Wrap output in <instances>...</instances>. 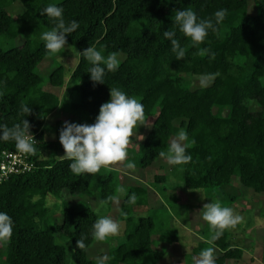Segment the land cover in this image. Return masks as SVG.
<instances>
[{
    "label": "trees",
    "instance_id": "obj_1",
    "mask_svg": "<svg viewBox=\"0 0 264 264\" xmlns=\"http://www.w3.org/2000/svg\"><path fill=\"white\" fill-rule=\"evenodd\" d=\"M14 1L0 0V41L14 40L8 46L0 45V123L11 127L25 118L35 134L36 150L31 170L0 182V211L14 221L11 238L0 239V264H64L66 246L57 243L54 233L71 243L75 264H97V258L88 255L97 213L88 206L64 203L61 221H51L46 197L63 191L96 194L106 205L116 197L118 169L103 166L96 173L78 175L66 156H42L43 150H64L59 142L63 119L55 121L56 138H46V117L63 100L45 89L46 83L61 88L72 85L68 94L80 98L72 100L67 110L70 115H86L79 123L94 122L112 87L137 97L144 105L145 118L154 117L135 160L140 168L151 165L160 152L167 151L176 133L185 130L192 159L173 167L184 188H202L206 194L223 197L235 190L238 181L242 193H251L254 207L264 209V0H19L24 10L13 16L7 6ZM50 3L63 7L66 22H79V28L67 36V42L79 51L95 46L105 56L124 54L116 71L106 70L104 83L90 80L91 64L81 56L68 79L62 64L47 76L39 72L38 64L52 54L41 40L42 32L54 27L42 14ZM180 8H191L199 19L212 18L215 31L209 30L203 42H194L174 22L175 10ZM220 9L226 12L216 22L213 13ZM164 30L176 31L186 52L182 60L176 59ZM216 73L207 86L191 85L192 74ZM22 105L32 111L27 115ZM14 149L13 141H0V158L2 151ZM154 179L166 180L164 174ZM132 193L135 203L128 199ZM155 197L156 191L147 185L128 187L120 201L119 217L131 223L124 240L108 248L107 264H157L166 248H155L153 235L164 242L177 239L168 228L171 219L180 217L187 206L169 203L171 209L175 207L174 216L158 221L155 212L167 211V205L134 219L133 207L149 206ZM229 227L221 230L205 221L204 236H214L216 231L222 234L211 242H200L193 252L216 248L215 264L241 258L242 248L228 241ZM82 236L86 247L78 249L76 240Z\"/></svg>",
    "mask_w": 264,
    "mask_h": 264
},
{
    "label": "clouds",
    "instance_id": "obj_2",
    "mask_svg": "<svg viewBox=\"0 0 264 264\" xmlns=\"http://www.w3.org/2000/svg\"><path fill=\"white\" fill-rule=\"evenodd\" d=\"M226 9L217 10L213 13L216 22H219ZM42 14L47 15L54 27L42 32L41 40L45 48L51 53H58L67 46V36L79 28V22L72 20L66 22L64 9L57 3H50L42 9ZM173 19V18H172ZM174 22L179 30L190 37L194 42H203L209 34V30L215 31L216 24L212 18L199 19L196 12L191 8L175 10ZM163 36L172 45V51L177 60H182L185 49L181 46L180 39L174 30H164ZM205 51H208L205 49ZM77 55L90 62L88 69L90 80L94 83H104L106 70L116 71L121 63L116 52L107 57L101 49L95 46H87ZM214 57V53L211 54ZM216 74L201 76L199 83L207 86ZM110 98L103 102L98 110L94 122L76 123L64 121L59 130V142L64 149V156L71 160L69 167L75 174L96 173L103 166L117 161H125L128 156V145L133 142L130 138L136 136L139 125L147 122L143 103L118 87L110 88ZM21 110L27 115L32 111L29 105H22ZM135 130V131H134ZM137 137V136H136ZM140 140L143 136H139ZM11 140L16 148L22 153H32L35 149V139L30 131L29 122L24 118L21 123L9 127L0 123V141ZM188 133L181 130L176 133L170 142L167 151L160 152L170 165L183 164L191 161L192 156L187 151ZM195 143V141H192ZM128 168H134L135 163L129 161ZM121 189V192H124ZM116 199H119L118 197ZM129 202L135 203L136 195L132 193ZM202 218L211 226L225 229L236 225L241 217L234 214L231 207L222 206L220 202H208L203 205ZM13 218L5 211H0V239H10L13 233ZM120 231V224L109 215H100L91 226V235L97 240H105ZM222 234L216 231L212 239H217ZM57 243L63 241L57 238ZM86 247L85 237L76 240V248ZM108 256L97 257V264H107ZM68 264H75L72 256L68 257ZM196 264H215L214 249L209 247L199 253Z\"/></svg>",
    "mask_w": 264,
    "mask_h": 264
},
{
    "label": "rangeland",
    "instance_id": "obj_3",
    "mask_svg": "<svg viewBox=\"0 0 264 264\" xmlns=\"http://www.w3.org/2000/svg\"><path fill=\"white\" fill-rule=\"evenodd\" d=\"M7 9L13 16H18L24 10V6L19 0H15L9 6H7ZM16 42L20 43L21 38H18ZM12 43H14V40H10V41L5 40L2 42L0 41V45H3V46H8L9 44H12ZM77 51L79 50L76 48V46L67 42V46L65 47V49H62L58 53H52V54H48L47 56H45V58L38 65L39 72L43 76H47L48 73L51 72L52 68H55L58 64H62L64 68V75L66 79H68L70 77V74L73 68L75 67V65L77 64L79 60ZM117 55L120 60H122V58L124 57V54L121 52L117 53ZM201 76H204V75L192 74L189 76L191 79V83H192L191 85L193 87L203 86L199 83V79ZM211 81L209 82V84L211 83ZM46 84L49 85L48 83ZM46 84H44V87H47ZM67 85H69V83L66 84L65 88H61L59 86H54V85L51 86V87H54V89L52 90L60 94L63 100H62L61 105L46 117V120L44 123L46 138H49V139L56 138L55 121L57 118L63 119L64 121L76 122V123H79L80 120H84L86 118L85 114H80L79 116L77 114L76 115L74 114L76 117L72 114L70 115L69 113L70 111L67 110V105L71 103L72 100L78 101L80 98L79 94H74L71 97L70 94L68 93L72 85L71 84L69 86ZM135 98L137 99V97ZM224 113H226V110H224ZM153 119L154 117H148L146 119L147 122L145 124L138 126L136 130L137 137L133 136L130 138L133 142H131L128 145V156H130L129 161L135 163V160L140 156V153H141L140 145L143 142L145 134L150 129ZM139 136H143V139L140 140ZM41 154L42 156H45V157L64 156V150H47V151L43 150ZM110 164L116 165V167L110 166ZM110 164H107L105 166L121 170L118 185L116 187L117 188L116 197L110 205H106L103 201H101L96 196V194H78V193H68V192L63 191L62 194L59 196L48 195L46 197L47 205L49 206L48 213H50L52 217V219H50L51 221L52 220H56L58 222L61 221V209L64 203L65 204H76L80 207L88 206L97 213L98 217L100 215H109L113 219L117 220V222L120 224L119 233L115 235H111L107 237V239L102 240V241L94 239V241L90 244L88 248V255L92 258H97L98 256H104L105 254H107L109 247L115 246L119 242L124 240L125 229L129 226L131 222H127L126 219L119 217V207H120V201L124 197L130 185H141V184H143L144 186L147 185L151 189H154L156 191V194H158L156 202L153 199L151 200L153 202L151 203V205H149L150 209L146 207H142V206H136L135 208L133 207L134 219H137L139 215H146L148 213H151L156 208H161L163 204L167 205V211L163 209V210H158L157 212H155L156 221H158L161 218H167L169 214L174 216L173 212H175V207L171 209V207L168 206L169 203L173 204V199L172 197H170V192H169V188L172 187L174 190L181 191L182 193L184 192L182 199H185L186 197L187 198L186 204L189 205V207L187 208V213H190L191 211H192L191 215L193 212L197 213V211L202 213V211L200 210H202L203 205L210 201L211 202L218 201L221 203L222 206H227V207H229L231 203L232 205L230 207L232 209L233 208L235 209L238 206L245 208L243 214L238 213L237 210L234 212V214L239 215L241 217L240 221L238 222L241 225L246 222H248V224L253 223V227L251 228L252 229L251 232L255 234V236L253 237V240L259 238L261 234L264 235V226L262 224L263 221H260L257 217H254V215L251 214V211L254 208V204L249 195V191L248 193H242L243 188H239L240 186L239 187L237 186V184H239L238 181H235L234 183L235 190H229V192L227 194L225 193L223 197H219V196H213L211 194H206L202 188H184L181 178H179L177 174H173L174 165H170L167 162V160L161 156L155 159L153 163L149 165L148 167H146L145 169L140 168L136 163H135L134 168H128L126 166L127 165L126 160L112 162ZM156 174H164L166 180H161L160 182L155 181L154 176ZM160 186L162 187L164 186L165 190L160 191L158 189V187ZM121 189H124L125 191L121 192ZM239 191L241 193H239ZM231 194L232 195L237 194V195L234 198L232 197ZM117 197L119 199H116ZM181 217L182 215L179 218ZM171 220L173 221V219ZM258 221H260V224H258ZM171 227L172 225H170L168 228L171 232L180 230L178 227L176 228H173L174 226L172 228ZM243 229L244 228H242L241 231ZM54 234L56 235V241H57V238L59 237V239L63 241V244L66 246L64 264H68L69 255H71L73 258L72 245L65 236H60L56 233ZM235 236L236 235L232 234V239L235 238ZM248 236H249V233L247 237ZM236 237L240 238V240H237L235 238L237 244H240V245L244 244V241L241 239L242 236H236ZM246 246H248V243H246ZM262 259H264V252H263ZM240 261H241L240 264L242 262H248L249 264H252L247 254L244 256L243 260H240ZM253 264H264V262L260 261L259 259V261H254Z\"/></svg>",
    "mask_w": 264,
    "mask_h": 264
},
{
    "label": "crops",
    "instance_id": "obj_4",
    "mask_svg": "<svg viewBox=\"0 0 264 264\" xmlns=\"http://www.w3.org/2000/svg\"><path fill=\"white\" fill-rule=\"evenodd\" d=\"M53 69L54 68H52L51 71ZM46 86L47 87H45V89H47V90L49 89V91L56 93L55 91L52 90V89H54V87H51L52 85L46 84ZM56 94H58V93H56ZM110 166L116 167V165H113V164H110ZM119 171H121V170H119ZM169 192H170V197H172L174 204H177V206H179V207H182V206H184V207L187 206V207L183 208L182 211L180 210L182 212L181 218L174 216L173 221L171 220V222H170L171 223L170 225H172V227L174 226L173 228L178 227L180 229L177 231H173L177 235L176 240H173L172 242H164V241L159 239L158 234L153 235V238L155 239V245H156L155 248H160V247L166 248L165 254L162 256V258L158 261L157 264H196V260L199 258L200 252L194 253L193 249L200 242H203V241L211 242L212 237H213V233H209L207 236H204L202 234V229H203V226L205 224V220H203L201 212H199V211H197V213L193 212L192 215H191L192 211L190 213H187V208L189 207V205L186 204L187 203L186 197H185V199H182L184 192L182 193L181 191L174 190L172 187L169 188ZM249 195H251L250 192H249ZM157 197H158V194H156V197L153 198V200L155 202L157 200ZM151 202H153V201H151ZM231 205L232 204H230V206ZM136 206H142V207L149 208L148 205H135L134 208ZM238 207L235 209L233 208L234 212L237 210L238 213L243 214L245 208L241 207V206H238ZM251 214L254 215V217H257L260 221H263L262 224L264 226V220H263L264 209L263 208L254 207L253 210L251 211ZM260 221H258V224H260ZM252 227H253V223L248 224V222H246L242 225L240 223H237L236 225L230 226L228 228V241L230 242V244L232 246L241 247L243 252H242L241 258L229 259L227 261V264H240V262H241L240 260H243V258L246 254L249 256L250 262L252 264L254 263V261H259V259H260V261L264 262L263 261L264 259H262L263 252H264V235L261 234L259 236V238L253 240V237L255 236V234H253L251 232ZM242 228H244V229L241 231ZM248 233H249V236L247 237ZM232 234H234L236 236H242L241 239L244 241V244H241V245L237 244L235 238L237 240H240V238H237L235 236V238L232 239ZM246 243H248V246H246ZM205 248H207V247H205ZM215 250H216V248H214V251ZM241 264H249V263L248 262H242Z\"/></svg>",
    "mask_w": 264,
    "mask_h": 264
},
{
    "label": "built area",
    "instance_id": "obj_5",
    "mask_svg": "<svg viewBox=\"0 0 264 264\" xmlns=\"http://www.w3.org/2000/svg\"><path fill=\"white\" fill-rule=\"evenodd\" d=\"M33 136L36 140L34 133ZM34 166L33 152L22 153L17 148L14 150H4L0 158V182L11 175L27 172Z\"/></svg>",
    "mask_w": 264,
    "mask_h": 264
}]
</instances>
